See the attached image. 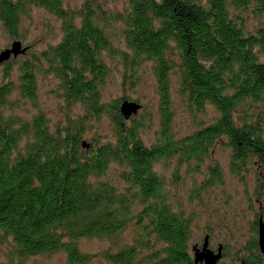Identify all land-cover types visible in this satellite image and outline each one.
<instances>
[{
    "label": "trees",
    "instance_id": "obj_1",
    "mask_svg": "<svg viewBox=\"0 0 264 264\" xmlns=\"http://www.w3.org/2000/svg\"><path fill=\"white\" fill-rule=\"evenodd\" d=\"M34 5L63 20V35L40 52L28 49L2 63L0 242L11 245L0 264L57 250L70 263H85L91 254L81 250L80 238L114 244L128 227L132 240L101 254L111 264H196L192 216L172 208L156 165L193 160L190 169L197 170L226 136L234 172L252 164L264 169V0H123L120 9L100 0L74 9L64 0H0V20L11 38L20 37V18ZM116 36L126 49L115 46ZM117 55L129 75L141 62L156 74L162 123L151 140L142 134L144 120L119 110L127 98L102 99L107 57ZM49 74L66 103L82 107L63 128L52 129L40 111L29 119L10 113L21 100L34 102L38 77ZM171 75L193 113L215 107L213 121L197 122L187 135L172 130ZM102 114L114 123L112 138L85 140L88 119ZM112 163L120 168L123 189L105 177ZM207 168L218 176L215 167ZM248 243L243 250L255 264L257 237Z\"/></svg>",
    "mask_w": 264,
    "mask_h": 264
},
{
    "label": "rangeland",
    "instance_id": "obj_2",
    "mask_svg": "<svg viewBox=\"0 0 264 264\" xmlns=\"http://www.w3.org/2000/svg\"><path fill=\"white\" fill-rule=\"evenodd\" d=\"M112 8H122L123 0H100ZM84 0H64V7L78 8ZM29 11L20 18V37L11 38L7 34L3 23L0 20V50L8 47L14 38L20 39L22 45H27L29 54L44 50L50 44H54L62 37L63 20L40 6H31ZM254 20H250V26ZM114 44L118 49H126L121 37L116 36ZM26 52V51H25ZM24 54V53H23ZM28 54V55H29ZM19 59H24L18 56ZM27 57V55H26ZM108 66L105 81L102 85V99L105 102L114 98L133 99L141 104L136 117L144 120L145 125L142 134L146 140L155 136V128L158 129L162 123L159 97V85L156 74L148 62H141V65L129 72L125 70L120 55L115 58L107 57ZM17 63L14 64V71H17ZM110 66V67H109ZM3 64H0V79L3 74ZM125 74H128L126 76ZM13 76L15 75L12 74ZM130 77L134 80L129 81ZM38 94L36 100H21V105L12 109L10 113L20 115L29 119L39 111L44 113L52 129L63 128L68 120L82 113V107L78 103L68 105L58 88V80L53 75L38 77ZM169 108L170 123L172 130L178 136L190 134L197 126V122L204 123L213 121L217 112L214 106L205 105V110L196 115L188 107L186 98L180 92V85L177 77L171 75L169 79ZM18 98V93L12 94ZM252 112L255 113V110ZM90 119V120H89ZM88 127L84 133L85 140L94 136H103L104 140L112 138L114 123L107 114L98 116L97 119L89 118ZM229 140L225 137L217 141L209 156L203 158L199 168L190 169L195 161L176 163V160H164L158 162L156 170L166 178L165 189L168 193L169 203L176 211H182L186 216H192V237L189 245L195 242L201 243L204 235L210 233L209 244L218 247V243L226 247L225 257L219 264H232L240 256H250L246 250L248 241L253 236L257 237L255 219L259 211L264 219V169H259L252 164L234 172L231 168V148ZM215 167L218 176L213 177L207 167ZM120 168L112 163L109 166L105 177L115 183L120 189L124 187V181L119 178ZM241 171V172H240ZM213 181L204 188V181ZM196 194V195H195ZM132 228H126L118 237L119 240L113 244L109 238H80L81 250L91 254L90 259L80 264H111L102 257L105 249L114 246L124 245L132 240ZM11 242H0V262L8 258L6 251ZM192 247V246H191ZM236 251V252H235ZM191 249V254H192ZM263 256V255H262ZM264 257V256H263ZM260 258V257H259ZM15 264H19L16 261ZM22 264H73L68 262L65 251L57 250L53 253L38 254L25 258ZM236 264H238L236 262ZM264 258L261 257V263Z\"/></svg>",
    "mask_w": 264,
    "mask_h": 264
},
{
    "label": "water",
    "instance_id": "obj_3",
    "mask_svg": "<svg viewBox=\"0 0 264 264\" xmlns=\"http://www.w3.org/2000/svg\"><path fill=\"white\" fill-rule=\"evenodd\" d=\"M27 45H22L20 39L14 38L8 47L0 50V64L4 61L16 57L19 54L25 53L27 50ZM141 107V104L133 99H123L120 103V108L122 114L128 118L131 114L137 113ZM257 243L259 250L264 254V219L263 215L260 214L257 218ZM224 244L218 243L217 251H214L209 245V234L204 237L201 246L195 243L192 245V256L194 257V262H201L203 264H217L221 258L222 248Z\"/></svg>",
    "mask_w": 264,
    "mask_h": 264
},
{
    "label": "flooded vegetation",
    "instance_id": "obj_4",
    "mask_svg": "<svg viewBox=\"0 0 264 264\" xmlns=\"http://www.w3.org/2000/svg\"><path fill=\"white\" fill-rule=\"evenodd\" d=\"M260 214H262V212H260L259 214H258V216L260 215ZM258 218V217H257ZM206 234H209V238H210V233H207V231H206V233H205V235H204V237L206 236ZM204 239V238H203ZM203 241V240H202ZM195 243H197V245H200L201 246V243H198V242H195ZM194 245V244H193ZM210 245V244H209ZM192 246V245H191ZM210 247L212 248V249H214V251H217V247L215 248V247H212L211 245H210ZM191 249H192V247H191ZM256 249H257V253H255L257 256H259L260 258H258L257 259V262L255 263V264H260L261 263V257L262 258H264L263 256H264V254H262L261 252H260V250H259V246H258V244H257V247H256ZM236 252V251H235ZM225 254H226V247L224 246L223 248H222V253H221V258L219 259V262L225 257ZM263 255V256H262ZM245 256H240L239 257V259L238 260H236V261H234V262H232V264H236V262L238 263V264H250V260L248 261L247 260V257H249L248 255L244 258ZM219 262L217 263V264H219ZM196 264H203V263H201V262H198V263H196Z\"/></svg>",
    "mask_w": 264,
    "mask_h": 264
}]
</instances>
